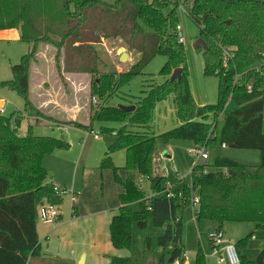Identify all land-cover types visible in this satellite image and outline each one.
<instances>
[{
    "label": "trees",
    "instance_id": "obj_1",
    "mask_svg": "<svg viewBox=\"0 0 264 264\" xmlns=\"http://www.w3.org/2000/svg\"><path fill=\"white\" fill-rule=\"evenodd\" d=\"M180 7L188 8V16L200 29L199 38L207 44L206 50L200 46L196 50L203 52L204 74L218 78L215 105L198 106L191 93L186 50L177 34ZM17 29L29 51L12 67L13 79L0 82V88L16 92L24 101L22 113L28 116L38 113L30 98V75L41 45L90 52L92 44L103 38H121L130 51L141 56L127 72L102 73L92 65L89 72L96 77L91 94L99 98V105L89 124L67 123L91 133L100 124V134L115 138L98 170L112 168L124 189L109 232L112 246L128 250L130 256L111 257L110 264H148L150 255L157 256V264H165L168 258L170 264H186L183 213L194 205L196 196L198 226L214 222L220 229L227 222L253 223L264 230V1L116 0L108 6L102 0H0V31ZM226 51L230 57L225 66ZM159 55L167 59L160 73L167 80L146 85L141 98L129 101L134 112L112 105L113 96L142 75ZM178 68L182 69L181 80L172 81ZM171 96L180 125L161 137L191 141L206 149L219 138L226 148L258 151L260 164L249 166L218 157L211 165H196L191 184L180 180L168 189L167 176L157 160L160 153L152 122L157 105ZM230 101L237 108L225 114L218 135L220 115ZM22 119L19 112L0 115V264H30L40 256L38 208L45 202L63 203L43 163L56 150H68L71 145L59 138L33 135L32 125L27 136H20ZM121 149L127 152L125 181L118 177L112 160ZM134 173L150 181V198L145 197ZM136 203L141 206L139 211L134 210ZM78 208L74 202V217L79 216ZM252 238L235 244L240 264H264V252L253 261L240 254ZM195 264H207L202 249L196 253Z\"/></svg>",
    "mask_w": 264,
    "mask_h": 264
},
{
    "label": "rangeland",
    "instance_id": "obj_2",
    "mask_svg": "<svg viewBox=\"0 0 264 264\" xmlns=\"http://www.w3.org/2000/svg\"><path fill=\"white\" fill-rule=\"evenodd\" d=\"M102 1L108 6H114L116 4V0ZM178 15L184 37L188 81L191 93L198 106L215 105L218 101V78L215 76H206L204 74L205 63L203 52L196 50L194 47L196 41L200 39V29L188 16L187 7H180ZM95 22L98 23L96 19ZM95 26L96 25H93L94 29ZM16 31L17 33H20V30L18 29L6 33L14 36ZM6 33L4 31L0 32V82H6L13 79L12 67L19 64L22 56L29 51V45L26 43L8 41L6 36H4ZM91 49L92 51L89 52L87 48L76 49L73 48V46H69L68 48H63L59 51L58 48L50 45L40 46L36 61L31 65L30 75V98L38 113L33 112L30 114L32 116L28 117L26 113H22L25 108L22 98L14 91L0 88V102L2 99H5L6 102L5 104L4 102H1L0 104V115L10 117L14 112L20 113L23 117L20 128L18 129L20 136H27L30 126L32 125L30 130L35 136L54 137L66 141L68 140L71 144H75L73 147L70 146L68 150H56L66 152L70 158L79 156L78 154L82 147L85 146L89 148L93 141V143H96L95 145H98L97 143H99V145L106 146L108 149L115 142V138L111 135L100 134V124H95L94 127L95 132L100 134L101 138L100 141L97 142L94 140L93 134L86 136V133H84L81 134V137L77 138L76 135L78 132L72 129L68 130L69 133L67 134L58 127L61 121L49 116L54 115L56 118L63 119V116L58 115V113L64 111L62 107L73 108L74 106H79L83 108L81 112H79L80 117H86L88 112H90V110L94 111L100 102L99 98L95 97L97 104H94V97L91 94L92 81L96 77L89 72L92 65H96L98 72L107 73L109 71L115 72V69L117 70L116 72H118L117 66L121 64L122 72H127L138 62V60H140L141 57L138 52L130 51L126 46V42L121 38H103L100 43L92 44ZM122 52L129 54L132 61L128 58L120 62L119 55ZM166 61V57L162 55L154 58L145 68L142 75L133 79L128 85L123 86L121 90L113 96L111 102L112 105L128 106L129 101L136 102V99L143 96L142 91L145 90L146 85H159L164 83L167 80V77H164L160 73L166 64ZM82 83L84 84L82 85ZM41 101L48 102L47 110L41 111L38 109L37 104ZM236 108V104L233 101H230L225 112L220 115L217 130L218 135L223 126L225 114L235 111ZM39 115L43 118L38 117ZM179 125L180 122L176 115L174 96H171L166 101L157 105L156 110L154 111L152 130L157 136L156 146L160 153L157 159L158 163L167 176L168 183L172 185L177 184L180 180H184L187 184H191L192 169L196 165L205 164L199 156L190 153V150L195 147L193 142L187 140L166 139L160 136L162 133L170 131ZM206 151L209 155V161L207 162L209 165H211L218 157L229 158L249 166L260 164V153L258 151L224 148L220 144L219 138L216 142L210 144ZM98 154L99 156L96 160L92 155H88V160L84 161L86 168L85 171L87 170L88 172V176L86 175L85 178L87 184L95 182L96 180L97 182H100L98 184L96 198L99 197L101 199L105 192L106 180H110L111 178L112 184L124 191L121 184L116 181L115 171L112 168H106L100 173L98 168L101 166L104 153L101 152ZM85 159H87V156ZM112 160L115 167L118 169V177H120L122 181H125L127 179V171L125 170L127 161L126 150L121 149L115 152L112 155ZM101 175L102 177L100 181L99 179ZM79 176L80 175H78V177ZM134 176L138 182L142 181L140 185L145 193V197L147 199L150 198L152 196L150 181L147 178L141 177L137 173H134ZM78 177L76 180L77 182H80L79 189L82 191V181H85V179L82 177H79L78 179ZM71 180H73V177H71ZM73 187L74 186L71 183L68 188L69 191L63 196V203L60 206V212L63 214L65 220L68 218L69 210L71 209V196L69 192H71ZM91 187L92 184L87 188L89 189V193L94 189ZM120 195L118 197L119 203ZM133 207L135 211H139L141 208L139 203L134 204ZM196 210L197 208L194 205H191L186 207L183 213V244L185 246L186 262L189 264H195L196 253L199 249H202L206 255L207 264H219V259L215 256L213 245L208 236L210 232L218 229L215 227L216 223L203 222L198 226L194 218ZM117 213L118 211L115 212V215ZM38 224L42 225L40 221ZM101 227L106 229V225L105 227ZM221 229L225 234V238L232 244H236L248 236H253V238L249 240L246 248L240 251V254L246 256L249 261L255 260L261 252H264V230H257L255 224L227 222ZM109 235L107 234L105 237L104 251L107 254L114 253L117 257H129L130 252L128 250H115L113 248ZM79 244L82 245L81 242H79ZM74 247L76 248L75 244ZM45 250L46 248L44 247V252ZM36 259L37 258H34L32 264L42 263ZM107 259L108 260L105 261L104 264H110L109 257H107ZM43 264H55V262H48V260H45ZM148 264H157V256L150 255Z\"/></svg>",
    "mask_w": 264,
    "mask_h": 264
},
{
    "label": "crops",
    "instance_id": "obj_3",
    "mask_svg": "<svg viewBox=\"0 0 264 264\" xmlns=\"http://www.w3.org/2000/svg\"><path fill=\"white\" fill-rule=\"evenodd\" d=\"M11 31L13 30H7L4 32L6 33ZM4 36H6V39L8 41H17L22 43L21 31L20 33H17L16 31L14 36L8 35V33H6ZM124 54L126 53L122 52L119 55L120 58ZM130 57L131 56L128 54V58ZM130 61H132V59ZM117 69L118 72H122L121 64L117 66ZM115 71L117 70L115 69ZM83 84L84 83H82V85ZM1 102H4V104L6 103L5 99H2ZM37 105L38 109H40L41 111L47 110L46 108H48V102L41 101ZM62 109L64 111L58 113V115L63 116V119H59L54 115L48 114L49 116H51V118L61 121L59 123V126L58 124L57 126L62 131L68 134V130H75L78 132L76 135L77 138L81 137V134L84 133H86V136L92 134L89 131L70 126L67 123L78 122L80 124L87 125L90 123L91 117L93 115V110H90L86 117L82 118L80 117L79 112H81L83 108L79 106H74L73 108L62 107ZM39 117L43 118L40 115ZM100 139V134L98 139L94 138V140L97 142L100 141ZM67 142L69 141L67 140ZM93 142L91 143V146L89 148L85 146L82 147L80 153L78 154L79 156H76L75 158L68 157L66 152L56 151L52 155L47 156L44 160L43 164L50 173V183L64 189L69 188V185L72 183V185L74 186L72 190L75 194L74 198L71 197V209L69 210L68 218L66 220L63 214L60 212L61 216L59 220L54 224L41 223L42 225H37L38 237L40 241V256L36 257V260H38L40 263L42 262L41 264H43L45 260H48V262L53 261L55 262V264H104L105 261L108 260L107 257H109L111 263V257L116 256V254L114 253L107 254L104 251V244L106 235L110 234L109 226L112 218L114 217L115 212H117L121 206V204L118 202V197L124 191L122 189L121 191L120 188L115 187L112 184V178L110 177V180H106V188L104 190L105 192L100 199L99 197L96 198L98 192V184L100 182H97L96 180L95 182L87 184L85 178L88 172L87 170L85 171L86 168L84 161L88 160V155H92L96 160L99 156L98 153L102 152L105 155L107 149L106 146L99 145V143H97L98 145H95L96 143ZM69 143L72 147L75 145L73 143L71 144V142ZM86 156L87 159H85ZM255 166H257V164H255ZM78 175H80L79 177L85 179V181H82V191H80L79 189L80 182H77L76 180ZM71 177H73V180H71ZM91 184V188L94 189L91 193H89V189L87 188ZM74 202H77L79 205V216L77 217H74L72 215V204ZM105 225L106 229L101 227H105ZM215 227L219 228L217 224H215ZM79 242H81L82 245H80ZM74 244L76 245V248L74 247ZM44 247L46 248L45 252ZM33 260L34 259L31 260L30 264H32ZM186 264L189 263L186 262Z\"/></svg>",
    "mask_w": 264,
    "mask_h": 264
},
{
    "label": "built area",
    "instance_id": "obj_4",
    "mask_svg": "<svg viewBox=\"0 0 264 264\" xmlns=\"http://www.w3.org/2000/svg\"><path fill=\"white\" fill-rule=\"evenodd\" d=\"M177 34L179 38L180 43H184V37L182 34V28L179 25L177 27ZM230 54L228 51L224 54V65L226 66L229 60ZM238 82V81H237ZM249 92L252 91V88H248ZM94 104H97L96 98H93ZM95 139L99 138V134L96 132H92ZM225 148V146H223ZM190 153L195 156H199L205 163L209 161V155L206 151L205 147H197L195 146L192 150H190ZM142 181H139V185ZM168 189H171L173 187L172 184H167ZM53 190L56 193V195L63 197L68 193V188L64 189L61 187H58L56 185H53ZM70 196L74 198V191L71 190L69 192ZM199 203L198 196L194 199V206L197 208V205ZM60 206H57L55 204L45 202L44 204L40 205L38 208V218L41 223L44 224H54L56 221L59 220L61 214H60ZM197 211V210H196ZM195 211V212H196ZM209 239L213 245V249L215 251V256L219 259V264H240V256L238 253V250L236 248L235 243L232 244L230 241H228L225 238V234L222 231V229H216L209 233ZM180 264V263H175Z\"/></svg>",
    "mask_w": 264,
    "mask_h": 264
},
{
    "label": "water",
    "instance_id": "obj_5",
    "mask_svg": "<svg viewBox=\"0 0 264 264\" xmlns=\"http://www.w3.org/2000/svg\"><path fill=\"white\" fill-rule=\"evenodd\" d=\"M198 46L202 47L204 50L207 49V44L206 42L203 40V39H198L196 41V43L194 44V47L197 48ZM126 58H128V54H124L121 58H120V61H124ZM181 72H182V69L181 68H178L174 71L172 77H171V80L172 81H175L176 79L178 81L181 80ZM118 108L121 109L122 111L124 112H128V113H131V112H134L135 111V106H125V105H118ZM165 264H170V258H168L165 262Z\"/></svg>",
    "mask_w": 264,
    "mask_h": 264
}]
</instances>
